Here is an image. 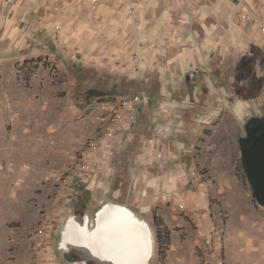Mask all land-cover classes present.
<instances>
[{
  "label": "rangeland",
  "instance_id": "rangeland-1",
  "mask_svg": "<svg viewBox=\"0 0 264 264\" xmlns=\"http://www.w3.org/2000/svg\"><path fill=\"white\" fill-rule=\"evenodd\" d=\"M225 1L215 18L233 22L215 19V51L184 66L163 51L170 72L148 68V42L124 33L165 0H0V264H80L58 250L60 228L103 202L149 222L151 264H226L227 224L264 225L239 144L264 105V35L241 16L264 19V0ZM139 93L124 124L123 99ZM251 234L246 247L263 248Z\"/></svg>",
  "mask_w": 264,
  "mask_h": 264
},
{
  "label": "crops",
  "instance_id": "crops-1",
  "mask_svg": "<svg viewBox=\"0 0 264 264\" xmlns=\"http://www.w3.org/2000/svg\"><path fill=\"white\" fill-rule=\"evenodd\" d=\"M225 2L230 12L236 7V4L230 0ZM218 3L219 0H165L164 13L161 16L152 17L150 11L147 17L141 20V15H137L132 33L128 31L124 33L133 43L137 40L148 42L143 48L139 46L138 51H141L139 54L142 56L140 57H144L145 54L150 55H148L149 60L144 62L150 69L172 71L171 67L167 69L169 64H166V59L161 60L163 51H179L176 56L172 57L171 63L179 60L181 61L180 66H184L189 59L195 62L197 58L206 61L204 51H215V19L217 25L233 22L230 19L232 14H223L215 18V6ZM131 18L134 19V16L132 15ZM224 35L228 36L229 32L226 31ZM152 40H163L167 45H171L168 46L169 48L166 46L157 48L156 43H150ZM234 228L229 223L226 226L223 241L226 264H264V247L253 245L246 247L245 242L246 239L256 237L251 234L255 231L261 232V237L264 238V225L253 227V229H247L245 226Z\"/></svg>",
  "mask_w": 264,
  "mask_h": 264
},
{
  "label": "water",
  "instance_id": "water-1",
  "mask_svg": "<svg viewBox=\"0 0 264 264\" xmlns=\"http://www.w3.org/2000/svg\"><path fill=\"white\" fill-rule=\"evenodd\" d=\"M251 118L258 121L264 119V105L255 115H251ZM239 144L242 164L253 195L256 201L264 206V122L257 124L250 131H244L240 135ZM109 204L115 206L106 209ZM117 205L128 207L131 210L128 209L131 214L123 210L120 211L127 220L131 219L136 227L133 230H126L123 225H120L122 236H117L116 240L113 239V242H110V231H113L115 224L111 225L109 220L116 212L117 209L114 208ZM140 218L143 217L138 215L126 203L116 201L102 203L92 214L71 213L66 217L60 228L57 248L63 254L77 253L80 256L79 262L82 264H114L115 262V264H151L154 250L153 232L150 229L151 226L149 225V227L147 224L149 222L145 218L143 219L147 222L138 221L137 219ZM108 224L112 230H107ZM73 227L76 230L72 234L71 229ZM70 238H79L81 244L86 241L88 244L98 245L106 250L109 248L112 253L107 251L106 255L110 254L109 257L114 262L99 258L86 247L72 243ZM123 248H125V253L122 252Z\"/></svg>",
  "mask_w": 264,
  "mask_h": 264
},
{
  "label": "bare ground",
  "instance_id": "bare-ground-1",
  "mask_svg": "<svg viewBox=\"0 0 264 264\" xmlns=\"http://www.w3.org/2000/svg\"><path fill=\"white\" fill-rule=\"evenodd\" d=\"M113 206H115V205L109 204L106 209H110ZM114 209H117V210H116V212H114L113 215L111 214L112 216H111V218L109 220L111 225L115 224L113 231H110L111 232L110 242H113V239L116 240L117 236H122L120 225H123L126 230H128V229L133 230L136 227L134 222L131 219L127 220V218H125L124 215L122 214V211H120V210H123V211H126V212L131 214V212H130L131 210L128 207H121V205H117ZM128 209L130 211H128ZM134 218H135V216H134ZM137 220L138 221L142 220V221L147 222L143 218H140V219H137ZM147 224H148V226L150 225L149 223H147ZM107 226H108L107 230L111 229V226L109 224ZM77 229H79V228H77ZM150 229H151V227H150ZM75 230H76L75 227H73V229H71L72 234L75 232ZM70 241H72V243H77V244H80V245L86 247V249H89L91 252H93L94 255H97L99 258H101L103 260H109V261L114 262L113 259H111V257H109L110 254L108 256L106 255L107 251H108V253L109 252L112 253L109 248L106 250L105 248L99 247L98 245H93V244H90V243L88 244V242L83 241V240H82L83 242L81 244V242H79L80 241L79 238H74V239L70 238ZM122 252H124V253L126 252L125 248L122 249ZM153 253H154V250H153ZM153 253H152V257H153ZM152 257H151V260H152ZM77 263H80V262H77Z\"/></svg>",
  "mask_w": 264,
  "mask_h": 264
},
{
  "label": "built area",
  "instance_id": "built-area-1",
  "mask_svg": "<svg viewBox=\"0 0 264 264\" xmlns=\"http://www.w3.org/2000/svg\"><path fill=\"white\" fill-rule=\"evenodd\" d=\"M242 19H248L251 21V24L256 28L257 32H259L260 34L264 35V19H261L259 15H257V13H251L250 16L247 17V14H242L241 16ZM148 100V97L144 94V93H139L135 96H133L132 98H127V99H123V110L125 111L124 114H120L118 115L119 118L121 115H124V118L126 119V121H123L124 124L125 123H132L134 122V119L136 117V111L138 109V106L141 103H145ZM219 232L217 230H212L209 232V236H216ZM209 237V238H210ZM218 239V243L219 245L222 243V236L219 235L217 236ZM208 242H210V239L207 240Z\"/></svg>",
  "mask_w": 264,
  "mask_h": 264
},
{
  "label": "flooded vegetation",
  "instance_id": "flooded-vegetation-1",
  "mask_svg": "<svg viewBox=\"0 0 264 264\" xmlns=\"http://www.w3.org/2000/svg\"><path fill=\"white\" fill-rule=\"evenodd\" d=\"M263 122H264V119L258 121V120L251 118V115H250L249 117L245 118V120L243 121V130L244 131H250L257 124H260ZM239 139H240V137H239Z\"/></svg>",
  "mask_w": 264,
  "mask_h": 264
},
{
  "label": "trees",
  "instance_id": "trees-1",
  "mask_svg": "<svg viewBox=\"0 0 264 264\" xmlns=\"http://www.w3.org/2000/svg\"><path fill=\"white\" fill-rule=\"evenodd\" d=\"M26 62V60H25ZM157 241L160 246L165 245L168 246L169 244V231L168 229H165L164 233L161 231V229L157 230Z\"/></svg>",
  "mask_w": 264,
  "mask_h": 264
}]
</instances>
